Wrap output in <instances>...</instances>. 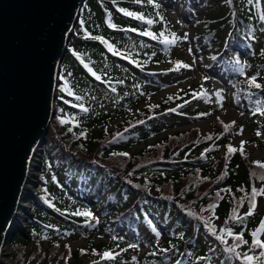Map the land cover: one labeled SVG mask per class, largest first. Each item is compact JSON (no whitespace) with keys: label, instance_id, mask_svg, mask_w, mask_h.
Instances as JSON below:
<instances>
[{"label":"trees","instance_id":"1","mask_svg":"<svg viewBox=\"0 0 264 264\" xmlns=\"http://www.w3.org/2000/svg\"><path fill=\"white\" fill-rule=\"evenodd\" d=\"M188 1L185 7L192 19L194 26L192 37L199 53V58L195 56L193 58H203L205 61L216 63L221 68L227 83L225 86L222 84L223 89H218V97L221 102L247 112L245 126L234 120L235 126L226 130L224 124L231 122L227 123L220 116H215L217 103L212 99L210 89L213 88L214 82L220 80L209 75L207 69L203 70L196 86L179 88L175 93L168 94L164 99L156 102L151 99L156 93L155 86H149L147 90L141 89L145 79L142 83H138L133 91L127 90L129 83L126 79H108L100 76L97 65L103 60L115 64L114 67L124 65L123 58L133 60L134 54L138 61L142 60L147 64L158 65L166 61H174L173 45L161 41L165 37L171 39L172 33L181 37V28L172 21L168 9L161 5L160 0H151V2L140 0L139 3L136 0L119 1L122 3L121 7L116 9L103 8L104 5L110 4V0H85L77 26L82 24L81 21L85 26L84 18L90 16L95 26H103L102 30L107 32L103 34V38L108 43L87 38L88 35L78 34L76 29L70 40L69 50L61 66V82L58 86L54 119L58 120L57 117L63 119L66 106L72 107L81 114V117L67 126L59 121L53 138L55 140L48 138L39 173L38 193L36 199L30 201L33 210L35 206L47 212L53 209L56 213L59 212V217L51 214L55 219L51 224L39 219L38 222L32 221L33 247L27 248L20 256L17 255L19 251L16 250L10 257L13 262L26 264L30 260H35L36 264L39 261L40 264H83V257H97L105 251H112L118 254L115 255V260L121 263L241 264L234 253L226 251L233 244L232 238L225 235L226 244L216 240L207 231L204 221L211 218V224L220 235H223L219 232L220 228L231 227L235 232L243 230L244 238L251 243L250 232L258 227L261 219L264 218V195H262L257 197L254 215L248 217L243 225L228 219L234 208L241 216L248 211L247 200L245 199L242 207L240 200L251 193L253 186L257 189L264 187V181L259 179V176L264 174V168L253 164V161L264 163V155L253 158L255 150L264 153V116L253 115V110L258 105L264 108V88H250L247 83L249 77L256 76L257 83L264 85V55H261L264 51V22L260 20V15L264 14V0L258 2L253 0L251 4L248 0ZM193 4L195 7L192 6ZM119 8L142 14L145 20L152 19L154 23L149 26L146 22L125 16L118 11ZM199 11L202 13L199 14ZM109 21L116 27H110ZM128 29H137L139 35L133 34ZM145 30L155 33L157 39L140 35V32ZM160 33H164V36H160ZM144 37L156 42L158 46L151 49L150 42ZM184 41L188 42V38ZM179 42L180 40L175 45ZM108 44H111L119 54L108 52ZM123 47H130L131 54H126L127 51H123ZM116 56L121 57V61L115 59ZM236 61L240 62L239 65ZM84 64L99 75L101 80H96ZM238 66L243 67V73L236 71ZM126 70L133 74L128 67ZM158 73L149 72L142 67L138 75L143 78L147 75V79H150L156 77ZM88 78L91 84L87 81ZM78 80H83L86 85H93L88 90V94L92 95L95 92V97L92 98L95 100L97 97L96 102L103 97L109 100L102 112L91 113V106L82 103L80 105L88 109L85 112L79 105L65 102L68 98L81 97L79 91H73L74 86L71 84ZM65 81L73 95L60 91ZM112 88L116 90L112 91ZM122 89H126V93L124 90L121 92ZM193 92L200 94L198 98L202 99L203 105L190 106ZM169 95L173 96L171 101L167 100ZM185 100L190 102L185 104ZM140 101L145 102L144 107L133 112L135 104ZM149 105H158V107L150 110ZM178 105L183 107H177ZM186 106L188 108L185 109ZM170 108L177 110L170 112L168 111ZM200 113H210V115L199 116ZM163 115H187L191 126L169 131L168 125L160 126L155 122V117L160 118ZM114 117L116 119L122 117L123 120L117 129L110 130V122ZM209 118H212V121L207 131L194 125ZM140 120L145 123L138 124L137 121ZM134 125L137 128L130 129ZM93 126L97 131L91 130ZM241 126L245 128L246 133L236 142L239 137L236 133ZM165 130L169 132L159 137V134ZM82 132L84 135H81ZM123 132L126 133L122 138L120 137L118 141L114 140L113 136ZM257 132L261 135L257 136ZM149 139L154 141L147 143ZM242 140L247 142L244 145L245 155L237 151L226 158V145L230 144L239 149ZM142 143L145 144L143 149L132 150L134 146ZM150 145L154 147L150 148ZM112 153L129 155H112ZM63 164H66L65 171L61 170ZM63 172L66 175L74 174L78 180H85L84 185L80 186L83 191V206L86 211L95 214V208L91 204L95 201L98 204L101 202L99 208L103 215L104 227H101L95 215V219L92 220L82 215L61 213L56 209L52 197L57 194V189L68 194V183L60 179ZM48 174L50 178H47ZM221 189L231 191H221L220 197H223L221 199L216 195ZM91 196L94 198L90 199ZM212 204L216 207L206 210ZM36 223L40 225L38 230L33 228ZM124 227L140 230L142 233L153 231L154 234L159 233L164 237L185 233V237L175 243L164 240V248L159 249L157 255L151 254V249L148 248L140 256L137 253L130 255L131 250H137L140 246L129 247L135 243L128 242L122 236L121 230ZM101 229L107 240L96 242ZM189 232L190 235L186 238ZM144 238L140 236L138 242L144 243ZM75 239H85L88 245L76 250L70 248L69 251L65 246H70L69 243ZM260 239L264 240V235L260 236ZM45 241L48 242L47 246L44 245ZM11 246L15 247L13 242ZM199 247L206 250V254L203 257H194ZM81 249H85L86 252L82 254ZM237 251L243 253L249 251V248L245 245ZM258 252L257 249L249 254L258 255ZM47 257L52 259L48 263H43ZM107 261L101 259L100 255L99 259H93L90 264L94 262L106 264ZM259 261L264 264V258Z\"/></svg>","mask_w":264,"mask_h":264},{"label":"water","instance_id":"2","mask_svg":"<svg viewBox=\"0 0 264 264\" xmlns=\"http://www.w3.org/2000/svg\"><path fill=\"white\" fill-rule=\"evenodd\" d=\"M84 2L0 0V256L17 234L28 238L19 211L34 197L29 169L37 158L41 167L61 66Z\"/></svg>","mask_w":264,"mask_h":264},{"label":"rangeland","instance_id":"3","mask_svg":"<svg viewBox=\"0 0 264 264\" xmlns=\"http://www.w3.org/2000/svg\"><path fill=\"white\" fill-rule=\"evenodd\" d=\"M123 1H127V0H116V3H113L112 0H110V4L109 5H104L103 8L104 9H108L113 8L116 9L118 7H121V2ZM188 0L185 2H181V1H177V0H160V3L162 6L166 7L169 11V14L171 16V19L173 22L177 23L178 27L181 28L180 29V35L181 37H183V35L185 33L188 34V42H185L184 40H180L178 45L173 44V48L172 50H174L173 55H175L174 61H168V62H163L160 63L158 65H153V64H147L145 63V61H138V59L136 58V55H132V57L134 58L133 60L136 61L137 63H141L143 65L144 68H147L148 70L151 71H155V72H159L156 77H151L150 79H147V75L144 76V78L141 75H138L141 73L140 68L136 66V64H130V63H126L124 61V65H126V67H128V69L130 71L133 72V74H130L127 70L126 67L124 65H120V66H115V64H111L109 62H106V60H103L101 63H99L97 65V68L100 72V76H102L103 78H108V79H112V78H116V79H126V81H128V85L129 88L127 90H135L136 89V85L138 83H142L143 79H145L144 82V86L141 87V89L143 90H147L150 87L155 86L156 89V93L153 95V97L151 98L153 101H160L162 99H164V97L168 94H172L175 93L179 88H185V87H190V86H196L201 77H202V73L204 72L203 70H206L210 73L209 75L217 77L220 82H214L213 83V88L210 89L211 93H212V99L217 103L216 104V109H215V116H220L225 122H232L234 120H236L237 122H239L240 124L245 126L246 123V119H247V112L245 110L242 109V111L240 109L235 108L233 105L228 104V103H224L221 102L219 99V95H217L218 89L222 88L223 86L222 84L225 86L226 85V80L224 79V75L222 74L221 68L216 64V63H211V61H205L203 58L200 59H194L193 57L195 56V58H199V53H198V46L194 45V39L192 37L193 32H194V26L192 23V19L191 17L188 15L187 9L185 7L186 3L188 4ZM193 7H195V5H192ZM202 11H199V14H201ZM84 22H85V26H83L82 24H79L76 27L77 33L81 34V35H95V36H99V37H103V34H107L106 31H103L102 27L103 26H95V24L93 23V19L90 16H86L84 18ZM96 30H99V32H96ZM89 31V32H88ZM133 34L135 35H139V31L137 30L136 32L131 31ZM148 42H150L151 44V49L155 48V46H158V44L150 39H147V37H144ZM192 44V45H189ZM204 46V45H203ZM189 49H191V52L189 51ZM123 51H127L126 54H131L129 52L130 47H123L122 48ZM107 51L110 52L107 48ZM129 52V53H128ZM113 53V52H111ZM115 59L121 61L120 59L116 58ZM136 59V60H135ZM175 61H182L188 65H191L190 68H181L179 71H168V69H171L174 67V62ZM146 64V65H145ZM124 66V67H123ZM207 67V68H206ZM137 73V74H136ZM158 76V77H157ZM157 79V80H156ZM87 81L91 84L92 82L89 80V78L87 79ZM148 82V85H147ZM208 83V82H207ZM74 86V92L75 91H79L81 93V99L80 100H76L73 98H68V100L66 99L65 102L67 104H76L77 106L85 103V104H89L92 108V112H102L103 108L106 107L107 103H109V100L106 99L105 97L102 98V100H98V102H96L97 97L95 98V100H93L92 97H95V92L92 93V95L88 94V90H90L92 88V86H90L89 84L86 85L83 80H78L76 83H71ZM141 86V85H140ZM124 90V93H126V89H122L121 92ZM73 95V94H72ZM94 95V96H93ZM193 99V97H191ZM93 103H95L93 105ZM145 102H138L135 104L134 108H133V112L136 111L139 108H143L144 107ZM222 104V107L220 106ZM196 105H203V101L201 98H196L193 99L190 102V106H196ZM94 108V109H93ZM188 108V106L185 107V109ZM56 110V109H55ZM56 114V112H55ZM81 117V114L78 113L76 110H74L72 107H65L64 111H63V119H65L67 121V123H65V125H71L72 122H75V120L77 118ZM55 115L51 121L50 124V129H49V134H48V138L50 137L51 140H55L53 139L55 137V132L57 131L56 128L59 125V120H55ZM112 121L110 122V126L109 129L110 130H115L117 129V127L120 125V123L122 122V118H112ZM211 121L212 118L203 120V121H199L197 123H195L194 125L199 126L203 131H207L210 128L211 125ZM155 122H158L161 125L166 124V126H169V131L170 130H175V129H186L188 127H190V119L188 118L187 115H172V116H161L160 118L155 117ZM137 128V126L135 127V125L133 127H131L130 129L135 130ZM240 129V128H239ZM238 129V130H239ZM243 134L239 135V137L235 140L236 142L239 141L238 139H240L241 137L245 136L246 130L245 128H243ZM91 130L93 132L97 131V128L95 126H93L91 128ZM169 131H164L161 132L159 134V137H162L166 132ZM127 132V131H126ZM126 132L121 133L120 135H116L113 136V138H115L114 140H119L120 137H122ZM154 141V139H149L147 141V143H152ZM145 147V144H139L133 147V151H137L140 149H143ZM264 155V153L261 150H255L253 153V158H260ZM39 160V158H38ZM34 164L36 166H38L39 161H35ZM66 166L65 164H63V166L61 167L62 171H65ZM34 174H36V168L35 166L33 167ZM33 179H35V176H32ZM47 178H50V175L48 174ZM60 179L63 182L68 183L67 185V193L70 194H66L63 190L61 189H57V194L55 196L52 197V199L55 202V206L56 209L58 211H60L61 213H74L77 210L83 212L86 211V209L84 208L83 204V191L80 189V186L84 185L85 180H78V178H76V176H74V174L70 175L67 174L65 172H63L60 175ZM52 181V180H51ZM34 181H32L33 183ZM53 184V183H52ZM33 185V184H32ZM94 197L91 196L90 199H93ZM34 199V198H33ZM36 199V198H35ZM27 204V202L25 203ZM35 206V205H34ZM91 206H94L95 208V217L101 213L100 208L101 207V202L98 204L97 201L93 202L91 204ZM28 209V208H27ZM29 211H31L29 209ZM34 211L36 214V218L37 220H41L42 222H47L49 224H51L52 222H54L55 219H53L51 217V214H55L56 216L59 217L58 213L59 212H55V210H50L49 212H47L46 210H42L40 207L35 206L34 207ZM31 212H28V217L27 218H31ZM101 214H99V219H100ZM94 217V214H93ZM90 218V217H89ZM98 218V217H97ZM93 220V218H92ZM100 221V225L101 227H104V222ZM29 224V223H28ZM34 230H38L40 228V225H38L37 223L34 224L33 226ZM26 229V230H25ZM25 234H27L28 237H30L31 233L28 231L29 229L25 228ZM139 236H144V243L145 244H141L140 242H138V240L134 239V236L131 233H128L124 236V234L122 233V236L130 243H135L134 245H139L140 247L137 248V250H131L130 251V255L133 253H137V254H141L144 251H147L148 249H151L150 253L153 255H157L160 251L159 249H163L164 248V240H168L170 242H177L179 240H182L185 237V233L180 235V234H175V235H168V236H160L157 234H154L153 231H150L149 233H146V231L144 233H142L140 230L138 231ZM190 235V232L186 234V238L187 236ZM129 239H128V238ZM133 238V239H131ZM140 238V237H139ZM107 237L104 234V231L101 229V232L99 234V236L96 239V242L99 241H106ZM33 241L29 240L28 238L21 236L20 234L16 235L13 243L15 247H10L12 248L11 251L7 252L4 257L2 258V261L5 264H19L16 262H13L10 257L12 255V253H14L16 250H18L19 252L17 253V255H22L27 248L29 247H33V244H31ZM128 242H126V244H128ZM140 243V244H139ZM44 245H48V242L45 241ZM70 248L72 250H76L79 249L81 247H85L88 245L87 241L85 239H75L73 241H71L69 243ZM146 245V246H145ZM169 245V244H168ZM147 247V248H146ZM14 251V252H13ZM206 254V250H204L202 247H199L198 250L194 253V257H203ZM100 255L97 257H92V258H86L83 257V264H90L91 261L97 260L99 259ZM52 258L47 257V259L43 260V263H48V261L50 262ZM58 262H61L58 260ZM38 264L41 263V261L37 262ZM26 264H36L35 260H30L28 261ZM106 264H132L130 262H118L115 259H111L108 260L106 262ZM255 264H262L261 261L257 260L255 262Z\"/></svg>","mask_w":264,"mask_h":264},{"label":"snow or ice","instance_id":"4","mask_svg":"<svg viewBox=\"0 0 264 264\" xmlns=\"http://www.w3.org/2000/svg\"><path fill=\"white\" fill-rule=\"evenodd\" d=\"M112 2L116 3V0H112ZM136 2L139 3L140 0H136ZM149 2H151V0H149ZM248 2L251 4V3H253V0H248ZM257 2H258V0H257ZM118 11L123 13L125 16L132 17V18H134L136 20H139V21H142V22H146L149 26H151L154 23V21L152 19L145 20V17L142 14H138L136 12L129 11V10L124 9V8H119ZM260 20H261V22H264V14L260 15ZM81 23L83 24V21H81ZM109 26L112 27V28L116 27V25L112 24L111 21H109ZM128 30L133 31V32L137 31V29H128ZM140 35L150 37L153 40L157 39V35L155 33L151 32V31H148V30L140 32ZM160 36H164V33H160ZM87 38L99 40L101 43H105V44L108 43L106 40H104L103 37H99V36H90V35H88ZM187 38H188V34L187 33H185L183 37H178L175 33H172L171 39L165 37L161 42L164 43V44L173 45L177 41H179L181 39L187 40ZM108 50L110 52H113L114 55H118L119 54L118 52H116L114 50V48H113V46L111 44H108ZM189 51L191 52V49H189ZM261 55H264V51L261 52ZM81 62L83 63V61H81ZM132 63L136 64V66H138V67H143V65L141 63H137L136 61H132ZM239 63H240L239 61H236L237 65H239ZM84 67L89 71V73L92 76L95 77L96 80H101V77L99 75H97L87 64H84ZM190 67H191V65H188V64H186V63H184L182 61H175L174 62V67L171 68V69H168V71H179L181 68H190ZM236 71L243 73L244 69H243V67H239L238 66L236 68ZM61 79H62V77H61ZM205 79H207V78H205ZM120 83H122V81ZM247 83H248V86L250 88H253V87L256 88V89L264 88V85H261L260 83H257V77L256 76L249 77L248 80H247ZM115 90H116L115 88H112V91H115ZM60 91L67 92L68 95H72V92L67 87V81H65V84H64L63 87H61ZM199 95L200 94L196 93V92L192 93L193 99L198 98ZM217 95H219V93H217ZM75 99L76 100H80L81 97L76 96ZM172 99H173L172 95H169L167 97L168 101H171ZM189 102L190 101H187V100L184 101L185 104H187ZM220 106L222 107V104ZM79 107L85 112L88 111V109L84 108L83 105H79ZM148 107L151 110L152 108L158 107V105H149ZM177 107H183V105H178ZM176 110H177L176 108L168 109V111H170V112H176ZM256 114H259L260 116H264V108L259 107V105H258L253 110V115H256ZM198 115L199 116H207V115H210V113H200ZM149 118H152V117H149ZM57 119L60 121L61 124L67 123V121L65 119H62L60 117H57ZM217 119L219 120V118H217ZM137 123L138 124H143V123H145V121L140 120V121H137ZM221 123L223 124V122H221ZM231 126H235V121H232L230 124H224V128L226 130L229 127H231ZM69 131H71V129H69ZM243 131H244L243 126H241L239 131L236 134L237 135H242ZM81 135H84V133L82 132ZM256 135L260 136L261 133L257 132ZM208 139H211V137H208ZM246 143H247L246 141L242 140L240 142L239 149L234 148L230 144L226 145V148H227L226 158H227L228 155L233 154V153H235L237 151H239L242 155H245L244 145ZM149 147L151 148V147H154V146L150 145ZM112 155L128 156L129 154L128 153H112ZM203 155L204 154L202 153V156ZM253 164H258L261 168H264V163H261L259 161H253ZM225 168L227 169V165H225ZM130 175H131V173H130ZM253 175H255V173H253ZM259 179L261 181H264V174H261L259 176ZM137 187H139V185H137ZM221 191H229L230 192L231 190L230 189H228V190H225V189L218 190L217 193H216L217 197H220V192ZM262 195H264V187H261V188L257 189L255 186H253L251 188V193L249 195H246V197H242L241 200H240V206L241 207L243 206L245 199L247 200L248 211L246 213H244L243 216H241V215L237 214V210L234 208V209H232V215H230L228 219L233 221L234 223H238V224L243 225L245 220L248 217L254 215V210L257 207V203H256L257 197L258 196H262ZM220 198L222 199L223 197H220ZM215 207H216V205L212 204V205H209L206 210H211V209H214ZM73 215H76V216H81L82 215V216H85V217H90V218L95 219V217H93V214L90 211L81 212V211L77 210L76 212L73 213ZM227 222L228 221L226 220L225 223H227ZM204 224H205V227H206L207 231L211 235H213L216 240L220 241L221 243H224V244L227 243V241L224 239L225 235L227 237L232 238L233 244H232V246L228 247L226 249V251L228 253H234L235 257L240 260L241 264H255V261L264 258V240L260 239V236L264 235V218L261 219V221L259 223V226L256 227L255 229H253L250 232V235L252 237L251 243H249V241L244 238L245 233H244L243 230H241L240 232H235L233 230V228H231V227L220 228L219 232L223 233V235H220V234L217 233L215 227L211 224V218H209V220L204 221ZM157 235H159V233H157ZM113 238L116 239V237H113ZM245 245L248 246L249 251L243 252V253L237 251L238 248H240L242 246H245ZM57 247H58V245H57ZM65 247L69 248V251H70V246L66 245ZM129 247H137V245H129ZM257 249L259 250L258 255L249 254L250 252H255ZM80 251H81L82 254H84L86 252L85 249H81ZM93 251H94V254H95V250H93ZM100 255H101V259L111 260V259H115V255H118V254H114L112 251H105V252H103ZM133 259H135V257ZM94 264H97V262H94Z\"/></svg>","mask_w":264,"mask_h":264},{"label":"bare ground","instance_id":"5","mask_svg":"<svg viewBox=\"0 0 264 264\" xmlns=\"http://www.w3.org/2000/svg\"><path fill=\"white\" fill-rule=\"evenodd\" d=\"M35 166V164H34V162H32V164H31V168L29 169V174H30V177H31V183H32V181H34V179H33V177H32V175H34V172L32 171L33 170V167ZM31 183H29L28 184V189H31L32 191H34V187L32 186V184ZM29 207V205L28 204H25L24 205V208H22L20 211H19V217H18V221H19V223H20V225H21V227H23V228H27L28 229V222H27V217H28V213H27V208ZM12 250V248H10V247H8V246H6V247H3L2 248V251H1V256H0V258H1V260H2V258L4 257V255L7 253V252H9V251H11ZM14 252V251H13ZM5 264V263H4Z\"/></svg>","mask_w":264,"mask_h":264}]
</instances>
